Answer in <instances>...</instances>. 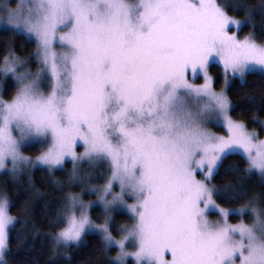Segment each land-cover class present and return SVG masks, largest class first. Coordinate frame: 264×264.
<instances>
[{"label":"snow or ice","instance_id":"1","mask_svg":"<svg viewBox=\"0 0 264 264\" xmlns=\"http://www.w3.org/2000/svg\"><path fill=\"white\" fill-rule=\"evenodd\" d=\"M227 7L218 0H8L0 8V30L35 44L26 58L10 44L3 49L0 75L12 77L15 92L0 96V170L16 178L31 166L51 175L71 162L68 186L97 197L85 202L69 192L60 201L48 224L57 229L54 250L96 233L105 255L116 250L107 264L130 256L135 264H264V205L217 203L247 195L240 178L264 179V139L232 118L236 106L225 92L236 80L239 91L247 89L249 75L264 83V44L251 32L239 38L252 10L234 6L244 11L240 20ZM33 59L35 73L21 70ZM211 66L222 70L219 91ZM189 70L203 82L190 81ZM30 149L38 154L24 155ZM229 159L235 162L225 167ZM96 168L103 171L93 177ZM217 177L225 181L219 187ZM97 204L102 223L90 215ZM125 209L132 223L117 238L113 213ZM249 212L251 225L229 223ZM15 222L5 194L0 261Z\"/></svg>","mask_w":264,"mask_h":264},{"label":"trees","instance_id":"2","mask_svg":"<svg viewBox=\"0 0 264 264\" xmlns=\"http://www.w3.org/2000/svg\"><path fill=\"white\" fill-rule=\"evenodd\" d=\"M222 5H227V14L236 19H244L243 10H233L234 6L243 4L252 10L251 23H244L239 30V38H243L250 32L254 33V39L258 44H264V0H218ZM13 4V1H12ZM12 45L17 55L22 58L31 57L35 52V44L27 43L22 38H14L0 30V60L4 55L5 45ZM34 60V59H33ZM30 60L27 64L35 69L36 65ZM209 73L214 77L215 90L223 87L222 71L218 66H211ZM249 87L239 91V81H231L226 95L232 105L236 106L231 112L232 118L243 122L247 130L257 132L259 137L263 136L262 123H264V83L258 76L247 77ZM2 86L1 96L9 99L15 92V83L9 77L0 75ZM249 97L252 98L251 104ZM252 105H255L253 107ZM24 154L34 157L38 149L22 150ZM233 159L225 161V167L234 163ZM241 169L243 164H238ZM70 164L67 163L62 171H56L49 175L46 170L32 169L18 180L7 173L0 174V195H7L10 204V215L15 218V224L10 232V243L5 254L6 264H107L116 256V250H110L104 254L101 247L100 237L94 234H86L78 246H70L67 249L54 250L51 234L57 229L48 226L49 220L55 218L56 210L61 208L62 201L67 192ZM229 176L227 179H237ZM243 186L247 195L235 202L218 200L220 207L237 210L244 207L249 201L257 205H264V179L257 174L251 177H242ZM59 181L60 183H57ZM220 177L213 181L219 187L222 183ZM95 223H102V211L93 208L90 212ZM230 222L243 220L246 223L252 221L249 214L242 217L231 216ZM131 222L130 217L123 213L114 216L113 225L110 231L119 238L120 227Z\"/></svg>","mask_w":264,"mask_h":264},{"label":"rangeland","instance_id":"3","mask_svg":"<svg viewBox=\"0 0 264 264\" xmlns=\"http://www.w3.org/2000/svg\"><path fill=\"white\" fill-rule=\"evenodd\" d=\"M13 1V6H15V4L18 2V0H12ZM7 3H8V0H0V8H3V7H5L6 5H7ZM5 20V17L2 15V14H0V24H2L3 23V21ZM243 26V25H242ZM241 26V27H242ZM240 27V28H241ZM233 31H236L237 29L236 28H233L232 29ZM240 30V29H239ZM242 39V38H241ZM33 63L36 65V61L35 60H33ZM21 70H28V71H30V72H32V73H35L36 71H37V66L35 67V69H32L31 68V65L30 64H24L23 65V68L21 69ZM222 71V70H221ZM210 74V73H209ZM211 75V74H210ZM2 77H4L3 75H1ZM212 76V75H211ZM7 77H9V78H11L12 79V77L9 75V76H7ZM198 77V78H197ZM213 77V76H212ZM187 78L190 80V81H194L195 83H197V84H199V83H202L203 82V75L202 74H197L196 76H194L193 75V73L189 70L188 71V73H187ZM214 78V77H213ZM13 80V79H12ZM13 82L15 83V81L13 80ZM231 83V81L229 82V84ZM229 86V85H228ZM227 89V87L225 88V90ZM217 91V90H216ZM1 94H2V86H1V84H0V96H1ZM262 125V129H263V136L262 137H259V138H261V139H264V123H262L261 124ZM207 127H208V129L210 130V131H212L213 133H215V134H217V135H225L226 134V130H224L223 128H221V127H219V126H213L211 123H209L208 125H207ZM249 131V130H248ZM249 132H252V131H249ZM252 133H255V134H257V132H252ZM81 151H83V148L81 147V148H77V152H81ZM24 155H26V154H24ZM26 156H29V155H26ZM30 157H32V156H30ZM69 164H70V170H69V174H70V171H71V167H72V165H71V162H68ZM87 168H88V166L87 165H85V167L84 168H82L81 170H80V173H81V175L82 176H84V178L85 179H88L89 177L88 176H86L85 175V172H86V170H87ZM33 168H31V166H29L28 167V169L27 170H24V171H22L21 173H19L18 174V176L16 177V178H14V179H16V180H18L21 176H24L25 174H27L29 171H31ZM103 171V169H101V168H96L95 169V171L92 173V176L94 177V176H96V175H98L100 172H102ZM2 173H7L6 171H4V170H0V174H2ZM7 174H9V173H7ZM10 175V174H9ZM258 175V174H257ZM11 176V175H10ZM259 176V175H258ZM260 177V176H259ZM68 182V181H67ZM104 183V180L103 179H99V180H97V179H92V184H94V185H99V184H103ZM66 184H68V183H66ZM68 188H69V191L67 192V194L69 193V192H72V193H80L81 194V196H82V198H83V200L85 201V202H88V201H93V202H95L96 200H97V197H96V194L93 192L91 195H89L87 192H81V186H79L78 184H73L71 187H69L68 186ZM117 190H118V188H117ZM66 194V195H67ZM4 195H0V197H3ZM133 201L132 200H128V203H132ZM99 208V209H101V211H102V206L101 205H99V204H97L94 208ZM243 208V207H242ZM93 209V208H92ZM92 209H90V212H91V210ZM239 209H241V208H239ZM239 209H237V210H239ZM120 213H123V214H126V215H128L129 217H130V213H128L127 212V209H125L123 212H120ZM116 214H118V213H113V216H115ZM246 214H249L250 216H251V219H252V221L249 223V225H251L252 223H253V221H254V219H255V217H253L252 215H251V213L249 212V213H246ZM216 215H218V213H216L215 211H213V213L210 215V219H215L216 218ZM232 216H238V217H242V216H240V215H232ZM231 217V216H230ZM230 217H229V219H230ZM114 221V220H113ZM241 221H243V220H239L238 222H234V223H232V222H230V220H229V223H231V224H237V223H239V222H241ZM244 222V221H243ZM132 223V221L129 223V224H127V225H125V226H130V224ZM244 223H246V222H244ZM246 224H248V223H246ZM113 225V222L110 224V228H111V226ZM125 226H122V227H120V229L121 228H123V227H125ZM86 234H94V235H97V236H99L98 234H96V233H86ZM85 234V235H86ZM84 235V236H85ZM100 237V236H99ZM134 249H129V251H133ZM6 252H7V250H6ZM6 252H5V254H6ZM5 254H4V258H3V260L2 261H0V264H6V262H5ZM166 258H169L170 259V256H167ZM128 262H130V264H135V261H134V259L130 256V257H128L127 258V261H126V264H128Z\"/></svg>","mask_w":264,"mask_h":264}]
</instances>
